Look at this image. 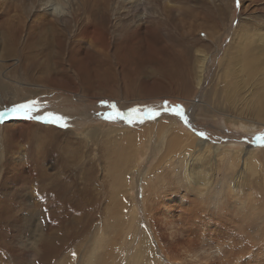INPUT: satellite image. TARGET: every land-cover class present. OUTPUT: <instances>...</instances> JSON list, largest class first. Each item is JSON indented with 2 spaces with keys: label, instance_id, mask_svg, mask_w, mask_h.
I'll return each instance as SVG.
<instances>
[{
  "label": "rangeland",
  "instance_id": "374dc122",
  "mask_svg": "<svg viewBox=\"0 0 264 264\" xmlns=\"http://www.w3.org/2000/svg\"><path fill=\"white\" fill-rule=\"evenodd\" d=\"M32 1L35 0H0V82L6 81L2 76L5 73L17 82L22 81L23 86L17 88L19 96L38 90L34 86L36 84L51 87L52 77L48 78L44 71L64 78L71 77L80 83V91L89 92L85 68L102 77L99 78L100 83L110 89H117L119 84L123 90L124 84L119 82L121 78H125L127 84L130 79L139 77L135 85L140 84V80H163L166 85L164 90L167 88L165 92H170L172 96L179 91L171 87L169 90L170 77L166 72L172 65L188 63L190 68L191 62L197 61L201 52H207L209 56L215 48L214 43H219V49L223 50L232 36L234 38L242 30L264 33V0H239V4L237 0H140L139 9L133 8L134 11L129 13L130 17L142 15L140 27L122 25L128 19L120 16L127 11L125 1L121 0H69L72 4L70 8L66 5L67 0H62L63 6L54 5L60 11L56 13L67 14L69 8L75 16L74 20L48 15L50 19L47 22L42 17L44 12L40 5L45 0H36L39 2L36 7H31ZM87 29L96 32V40L85 39ZM204 32H215L219 42L207 40ZM138 34L142 40H133ZM14 36L16 45L13 44ZM144 48H149L150 52L158 50L156 55L159 60L146 59ZM183 48L185 51H182ZM132 53H135L134 57L130 56ZM218 58L208 60L207 79L202 87L210 88L216 83ZM168 59L172 61L166 65ZM231 68L230 87L242 91L244 80L248 83L260 80L261 87L264 58L257 72L249 76L238 71L237 63ZM131 72H135L136 78L130 76ZM172 74L170 69V76ZM58 89V85L50 89L40 88L31 97L9 104L0 101V115L7 113L0 122V125L6 124L0 126V264H175L176 260L181 263L185 255L187 261L208 257L218 259L221 256L228 264H251L264 260V126L245 131L237 124L220 118L197 116V121L190 120L185 116L188 106L184 100L175 95L166 97L169 93L166 94L163 88L157 90L160 94L157 98L132 102L123 108L118 106V99L95 98L90 94L78 98V95L66 90L68 88ZM1 94L0 91V97ZM29 102L31 115L64 116L67 118L63 121L66 126H56L55 121L53 124L39 123L11 111L14 106ZM240 103H237L236 108L240 107V110H235L236 115L247 116L249 110H241ZM132 109L138 111L132 112ZM146 112L150 115H145ZM121 114V118L117 119ZM158 119L163 124L178 122L180 130L203 138L209 145L224 149L236 147L241 142L245 148L258 151L245 166L244 177L237 185L238 200L226 191L227 184L233 180L242 163L233 168L226 167L225 162L209 165L211 172L208 176L214 177L203 200L206 198L204 204L211 206L207 210L209 216H214L210 218L215 219L216 228H220L218 233L206 230V226L197 221L201 220L200 214L188 221L192 212L181 208L176 210L177 215L173 219V226L179 230V233H173L174 239L169 235L170 225L168 227L159 219L160 223L157 220L154 222L157 236L164 235L160 241L161 249L149 230V221L145 216L148 201L144 197L147 185H153L149 179L157 177L152 173L160 156L157 144L151 140L147 151L136 157L131 177L127 176L129 187L122 186L125 176L121 174L123 162L117 168H104L105 161L97 145L86 147L80 143L72 132L78 130L69 126L72 122L88 126L103 124L122 128L125 132H136ZM48 127L58 134L52 137ZM170 155L167 160L173 158ZM134 162L128 161L127 166ZM166 165L162 174L166 181L171 182L173 166L170 161ZM157 180L153 178V181ZM116 199L124 207L120 211L116 208ZM216 201L220 204L214 209L212 202ZM239 201L243 205L236 211ZM187 226L190 229L188 233ZM144 231L150 237L149 258H144L139 252L138 244ZM181 231L186 234L182 235ZM229 242L234 243L232 251L236 250L238 255L232 251L225 252ZM170 243L174 244L172 250L169 249ZM187 250L195 255L191 258ZM240 253L243 257H239ZM105 254L109 255L106 259Z\"/></svg>",
  "mask_w": 264,
  "mask_h": 264
},
{
  "label": "bare ground",
  "instance_id": "6f19581e",
  "mask_svg": "<svg viewBox=\"0 0 264 264\" xmlns=\"http://www.w3.org/2000/svg\"><path fill=\"white\" fill-rule=\"evenodd\" d=\"M53 1L52 0H45V1H42V3L40 2L41 9L44 12L42 17H44L46 19V22L50 19V16L48 17V15H52L56 19L59 18L60 16H62V18L64 20H74L75 16L71 13V10L69 9L70 6H72V4L70 3L69 0L66 1L67 2L66 5H67V7H69L68 8L69 11H67V14H61V15L57 14L56 11L60 12L59 9L57 8V6L59 4H60L59 6H63V3L61 2L62 0H55L54 2ZM121 1H125L124 2V3H126L125 6L127 5V7L125 9H127V11L124 13L121 12L122 14H120V16L128 19L126 22L122 23V25L123 26H128V25L139 26L142 15H135L134 17H130L129 13L133 12L134 9H137V10L139 9L140 0H121ZM32 2L33 3L31 4L32 5L31 7H36L39 3V2H36V0L32 1ZM119 2H120V0H119ZM54 5H57V6H54ZM65 7L66 6H64V8ZM122 7H124V6L122 5ZM59 8H61V7H59ZM66 10H67V8H66ZM137 10H135V11H137ZM28 12H30V11H28ZM118 13H120V12H118ZM37 19L40 20L41 17L38 16ZM119 20L120 21L122 20L121 17ZM50 22H52V21H50ZM75 29H76V27H75ZM84 33L87 34L85 39H87L88 41H90V38H92L93 40H96V38H97L96 32H93L92 30L87 29ZM204 33H205L204 38H206L207 40L209 39V40H214V41L219 42V38L215 32H212V33L204 32ZM142 36H143V34H142ZM15 39H16V36L13 37V44L16 45ZM10 40H12V39H10ZM133 40H136V41L139 40L140 41V40H142V37L141 36L139 37V34H138L136 36V38ZM218 44L219 43H214L215 48L212 50V52L209 54V56H208L207 52H203V53L201 52L200 55L198 54L199 56L196 59L197 61L193 60L191 62V66H190L191 69L188 67L187 61H185L187 63L185 65L179 64L177 66H174V65H172L171 67L169 66L170 68L166 72L168 75V78L170 77V79L168 80L169 90L171 88H174V89L178 88L177 89V90H179L178 94L177 93L175 94V92H176L175 91L174 94H172V96L175 95V97L184 100V102L188 106V111L186 110L187 111L186 115L185 114L184 115L186 116V118H188L190 120H194V121L196 120L197 121V118H198L197 116H201L203 118H205V117L206 118H220V119H222V121L233 122L234 125L237 124L240 128H242L245 131H251V130L254 131L255 128H258L260 126H264V79H263V81H261V87H260V80L257 83H255V82L248 83L247 80H244L242 82V86H241V88L243 89L242 91H240L239 89L237 90L234 87H230V85L228 83L232 79V76H231L232 75V68L231 67H233V65L236 63L238 64V71L244 72L245 75H247V76L251 75V73L257 72V70L259 69V66L261 65V60H262V58H264V33L261 34L259 31L255 32V33H249L247 31L242 30L239 34L237 33V35L234 38L232 36L231 41L228 44H226V46L223 50L219 49ZM15 48H16V46H15ZM148 49L149 48L143 49V52H144L143 55L146 57V59H152V60H153V58L157 59L158 55H156V54H158V50H152V52H150ZM182 51H185V48H183ZM178 52L179 51L177 48V53ZM11 54H13V53H11ZM130 56L134 57L135 53L130 54ZM216 56L219 57L217 68H216V73H217L218 79L214 85L210 86V88H205L206 86L202 87V85L204 84V82L207 79V75L205 74V72L207 70L206 68L208 67V65H207L208 60H212ZM209 57H211V59H209ZM16 59H17V56H16ZM84 59H86V58H84ZM157 60H159V59H157ZM29 61L31 62V60H29ZM32 61H33V59H32ZM171 61L172 60L168 59V61H166V65L171 64ZM24 62L26 63V61H24ZM14 63H16V61ZM31 63H33V62H31ZM127 63L128 62H126V64ZM31 65L32 64H30L29 66H31ZM27 68H28V66L26 67V70H27ZM170 69L173 71V74L171 76H170ZM84 70L87 71V73H88L87 78L89 80L88 79L87 80H88V85H90L89 86V88H90L89 92L84 91V90L80 91L81 90V89H79L80 87L78 88V85H80V83H77L71 77H65L64 78V77H61L59 75H55L52 72L46 73V71H44V73L48 75V76L46 75L48 78L52 77V80H53L52 84L54 86L58 85L59 89L68 88L66 90L72 91L74 94L78 95V98H79V96H81V97L82 96H84V97L89 96V94H90V96L95 97V98L96 97L114 98L115 100H117V99L119 100L120 105H118V106H121L122 108L128 106L132 102L138 103V102L144 101L146 99L148 100V99L154 98L156 96H160L159 93H158L159 95L157 94V92H158L157 90L160 91L162 88L164 90V88L166 87L165 83H162L163 80H161V81H159V80H142L141 81L140 80L139 81L140 84H138L139 88L138 87L136 88V86H138V85H135V82H136V80L138 81V79H139V77H138V79H136V80L130 79L129 82L127 83L128 87L126 86L127 84H125L127 82L126 79L121 78V80L119 82L124 84L123 90L121 89L119 84L117 86L118 87L117 89H115V87H114V89H110L111 87L110 88H108V86L105 87V84L103 82H102L103 84L100 83L101 79H99V78H102V77L98 76V74L95 75L91 69L89 70V72H88L87 68H85ZM73 72H74V70H73ZM135 72H131L130 76L131 77L134 76L136 78ZM44 73H42V74H44ZM42 74H40V75H42ZM31 75L33 77V74H31ZM49 75H51V76H49ZM2 76H3L4 80H6V81L0 82V91L2 92L1 97H0V101H1V103H4V104H9V103H12L14 101H18V100H22V99L31 97V95L32 94L34 95L35 93H37V91L40 88L41 89H44V88L50 89V88L54 87L53 85L51 87H49L48 85H45V84H36L34 86L37 87L38 90H35V91L33 90L31 92L27 91V93H29V94H27L25 92L26 94H23V96H19L17 94V92H18L17 88L23 86V82L22 81L17 82L16 79L9 78L10 75L9 74L7 75L6 73L3 74ZM153 76H154V74H153ZM147 78H149V77H147ZM147 78H145V79H147ZM74 79H75V77H74ZM78 79L80 80L79 77L77 78V80ZM177 79H178V81H177ZM79 80H78V82H79ZM177 83H178V85H176ZM163 85H165V86L162 87ZM114 86H116V85H114ZM165 90H164V92H165ZM169 90H167V91H169ZM127 91H129V92H127ZM165 93L166 94L169 93L166 97L171 96L170 92H165ZM163 96H164V93H163ZM238 102H241L240 103L241 110H244V109L249 110L247 116L246 115L242 116L240 114L236 115L235 110L236 109L240 110V107L236 108V106H238L237 105ZM144 105H145V102H144ZM251 115H253L252 118H250ZM239 117H242V118H239ZM71 118H72V116H71ZM78 120H80V119H78ZM59 122L64 124L63 121H59ZM2 125H6V124H2ZM2 125H0V126H2ZM69 126L76 128L78 130V131L72 130V132L77 135L75 138H77V140L80 143H83L84 145H86V147H89L90 144L97 145L99 151L101 152V157L105 161L104 168L105 167L107 169L108 168L112 169L114 167L117 168L123 162V164H124L123 168L124 169H123L121 174H122V176L125 174V176L123 178V181L119 178V180H121L123 182L122 186L128 185V187H129V181L127 180L128 179L127 176L132 174V170H133L134 166L136 165V161L138 159L136 157L139 154L142 155L144 152L147 151L151 140H154V143L157 144L156 149L159 151L160 156L158 157V160H157L156 165L154 166V169L152 168L153 169L152 173H153V175L157 176V177H153V178H155V180L156 179H158V180L153 181V178L149 179L153 182V185H147V188L145 189L146 191L144 193V197L148 201L147 206L145 204V206H146L145 216H146L147 220L149 221V224H148L150 227L149 230H150V232H152L154 234L153 236L158 240L159 244H157V245H160V249L162 248V243L160 241L163 239L162 236H164V235L157 236L158 234L155 232L156 230L154 229V226H155L154 222H155V220L158 221V219H159V221L162 220L163 221L162 223H165V225H168V227L170 225L169 228L168 227H164V228H168L170 230L169 235L172 239L173 236L175 235V234L173 235V233H176V231L179 233V230L173 226V224H174L173 219L177 215L176 210L179 211V210L183 209V211H185V212H192L191 217L188 219V221L193 217L195 218V215L199 216V214H200L201 220H197V221H199V223L202 222L206 226V228H205L206 230H211V232H215V233L217 232L218 233V230H220V228L219 229L216 228V226H215L216 222H214L215 219L210 218V216L211 217H214V216L212 214L209 216V212L207 210V208L211 207V206L204 204V200L206 198L203 200V195L204 194L206 195V193L209 192V189H210L209 187H210V184H211L212 179L214 177V176L213 177L208 176V174L211 172V170L209 169V165H211V164L212 165H214V164L215 165H217V164L222 165L220 162H225L226 167L233 168L236 166V164L242 163L240 170L235 171V175H234L235 177L233 178V180H231L227 184V191H226V192H229L230 194H232V197L235 196L238 200L237 194L239 193V191L237 190L238 189L237 185H238L239 181L242 180L244 177L245 166L249 163V160L251 159V157H253L254 153L257 151V150H252V149L249 150L248 148H245L241 142H239L240 143V144H238L239 146L237 145L236 147H226L224 149H222L219 146H214L211 144L209 145L204 140H202L203 138L201 139L199 137L194 136L192 133L180 130V126L178 125V122H170L168 124L167 123L163 124V122L159 120L153 124H150L147 127L141 128L139 130V131H141V133H138L139 131L125 132L122 128H119L116 126L107 127L103 124H99L98 126H96V125L95 126H92V125L88 126V125H86V123L82 124L80 122H72V123H69ZM4 128L5 127H3V129ZM47 131H49V133L52 134V137L58 134L57 131L51 127H48ZM153 136H154V138H153ZM232 143H234V142H232ZM138 144H141V145L139 146ZM189 146H190V148H189ZM258 150H259V153L262 152L261 151L262 148L258 149ZM138 151H140V153L137 154ZM257 153H258V151H257ZM169 155H170V157L173 156V158L167 160L166 158ZM133 159L135 160V162L131 166H127L128 161L132 162V161H134ZM167 161H170V165L173 166L171 169L172 170L171 176L173 177V181H171V182L166 181L164 178L165 176L162 174L163 168L165 166H167L166 165ZM206 163H207V166H206ZM125 166H127V167H125ZM158 170H159V172H158ZM130 177L131 176H129V178ZM180 187H181V189H180ZM217 189H219V188H217ZM133 202H134V200H133ZM239 202H240V206H239V204H238V206H236V211L238 208L241 209V205H243L242 201H239ZM212 203H213L212 205L214 206L213 207L214 209H217L218 205L220 204L219 201L212 202ZM236 203H235V205H236ZM219 207H221V206H219ZM116 208L119 209V211H120V208L121 209L124 208L121 206V202H119L118 200L116 203ZM111 211H115V209H111ZM121 212H122V210H121ZM116 214H118V213L116 212ZM217 216L220 218L219 215H217ZM188 221H187V223H188ZM162 223H161V225H162ZM202 223H200V224L202 225ZM185 228L187 230L186 233L190 232L189 231L190 229L188 226ZM181 232L184 233L182 235L186 234L184 231H181ZM165 236H167V235H165ZM213 236H217V234L214 235V233H213ZM224 237L225 236H223V238ZM165 238H167V237H165ZM232 242H235V241H232ZM189 243H191V242H189ZM140 244H141V246H140ZM140 244H138V246L140 248L139 252L142 255H144V258H149L151 246H150V237H149V235H146V231H144V235L142 234V240L140 241ZM172 244L170 243V247H171V248H169L170 250H172V247H174V244L173 245ZM192 244H194V243H191V245ZM164 245H166V243ZM233 245H234V243L232 244L229 242L228 246L226 247L227 250H225V252H228V251L231 252L232 249L234 248ZM240 249H243V247H240ZM145 252L148 255L145 254ZM187 252L191 253L188 250H187ZM232 252L234 253V255H236V254L238 255L236 250H233ZM242 254H243V252H242ZM242 254L239 255V257L240 256L243 257L244 254L243 255ZM194 255H195L194 252H192L190 254V257L192 258ZM103 256L106 259L109 255L105 254ZM186 257H187L186 255H185V258L183 257L184 259L181 263H179V261H177V260H176V262H174L175 259H173V258L172 259H173V262L175 264H228V261L226 263L225 262L226 260L224 258L222 259L221 256H220L221 258L219 257L218 259L208 257L205 260H199V261H197L198 258L196 261H191V260L187 261ZM263 258H264V256H263ZM263 258H261V259H263ZM105 259H103V260H105ZM236 259H238V258H236ZM103 263H105V262H102V264ZM144 264H145V262H144ZM162 264H164V263H162ZM251 264H264V260L254 261V262H251Z\"/></svg>",
  "mask_w": 264,
  "mask_h": 264
},
{
  "label": "snow or ice",
  "instance_id": "6c2138e0",
  "mask_svg": "<svg viewBox=\"0 0 264 264\" xmlns=\"http://www.w3.org/2000/svg\"><path fill=\"white\" fill-rule=\"evenodd\" d=\"M239 4V0H237ZM31 102L27 104H20L17 106H14L11 111L17 113L18 116H22L23 118L35 120L36 122L43 123V124H53V122H56V126L64 127L65 124L59 123V121H65L67 118L64 116H56L55 114H50L48 116H38V115H31L32 108L29 106ZM132 112H137V109H132ZM177 114H180L177 112ZM3 115H7V113H3L0 115V122L3 121ZM145 115H150V113H145ZM122 114L120 116H117L116 118H121ZM111 118V117H109ZM142 122V121H141Z\"/></svg>",
  "mask_w": 264,
  "mask_h": 264
}]
</instances>
